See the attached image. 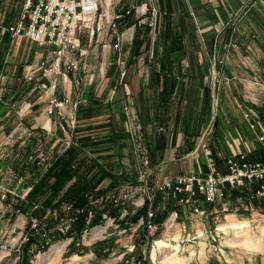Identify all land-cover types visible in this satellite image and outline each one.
I'll use <instances>...</instances> for the list:
<instances>
[{
    "label": "crops",
    "instance_id": "crops-1",
    "mask_svg": "<svg viewBox=\"0 0 264 264\" xmlns=\"http://www.w3.org/2000/svg\"><path fill=\"white\" fill-rule=\"evenodd\" d=\"M144 2L157 12L154 32L128 21L120 24L127 75L121 80L117 68L109 66L110 56H117L110 52L101 56L97 73L82 68L83 102L74 114L66 110L67 118L74 116L67 132L54 127L46 131L44 101L30 84H13L12 56L4 59L0 192L8 191L9 202L27 203V194L37 185L44 189L37 201L54 204L64 195L77 197L93 188L138 180L142 169L153 182L205 174L218 170L216 162L226 156L260 148L241 108L252 101L264 114V0H109L115 12ZM14 41L23 45L27 40ZM207 131L214 165L196 151ZM135 133L146 150V168ZM230 223L251 226L232 215L221 225ZM261 231L264 225L257 237ZM262 239L257 251L240 243L223 244L259 253L226 254L223 264H264V232ZM93 252L84 264H126L121 257L97 261Z\"/></svg>",
    "mask_w": 264,
    "mask_h": 264
},
{
    "label": "built area",
    "instance_id": "built-area-1",
    "mask_svg": "<svg viewBox=\"0 0 264 264\" xmlns=\"http://www.w3.org/2000/svg\"><path fill=\"white\" fill-rule=\"evenodd\" d=\"M111 8L109 0H23L17 21L6 27V32L11 38H22L44 50L39 56V61L28 67L17 80L30 84L33 91L44 101L45 115L49 123V129L46 131L52 132L50 128L54 127V130L67 132L69 126H74V116L67 118L66 110L74 114L82 105L83 82L79 76L82 67L76 56H86L87 50L81 48L79 40L81 33L86 34L90 43L96 36L102 51H113L117 55L114 64L109 62V66L114 65L117 68L122 80L127 75V63L121 56V40L118 34L120 24L134 17V26L146 25L150 33L156 28L157 12L151 9L148 3L120 12L112 11ZM146 19L149 21L145 22ZM215 73L213 70V74ZM26 110L24 109L22 114ZM242 115L249 129L255 132L260 150L264 153V130L261 128L259 113L255 108L245 106ZM134 135L141 166L146 168L148 160L141 136L139 133ZM199 149L207 161L213 163L205 139H201ZM250 155L238 153L226 156L218 171H211L205 175L195 173L180 175L173 179L158 181L154 185L149 181L151 173L142 169L138 178L139 185L133 186L127 182L119 184L112 191L101 193L95 198L90 197L89 206L75 208L71 204L64 205L61 208L63 216L59 218V223L67 230L77 221L78 216L83 215L85 226H90L99 211V225L91 227L89 231L104 227L103 232L95 233L94 239L95 242L104 241L111 236L108 234L109 229L119 228L116 224L118 220L128 213L134 216L138 210L145 208L133 227L140 228L146 240L148 242L151 240L152 247H155L158 233L163 228L171 230L176 224L180 225L178 219L182 218L181 212L184 211L191 219L196 217L198 220H194L196 223L191 226L190 233L181 236L179 244L200 241L206 234L205 223H200L201 218L211 220L213 231L217 233L221 215L236 213L242 208L264 205V160H249ZM7 192L6 190L0 192L1 201L6 198ZM233 192L239 193L241 198L231 201ZM136 194L138 197L133 200ZM157 196L160 198L159 204L162 209H165L167 201L171 199L178 208L167 213L168 215L160 221H157V217L161 212L159 207L154 206ZM207 206L210 209H207ZM112 209L118 210L117 216L109 213ZM31 227L37 230L38 224L35 219L31 220ZM181 229L185 233V227ZM134 248L135 245H132L130 251ZM151 263L156 264L154 261Z\"/></svg>",
    "mask_w": 264,
    "mask_h": 264
},
{
    "label": "rangeland",
    "instance_id": "rangeland-1",
    "mask_svg": "<svg viewBox=\"0 0 264 264\" xmlns=\"http://www.w3.org/2000/svg\"><path fill=\"white\" fill-rule=\"evenodd\" d=\"M22 5L23 0H0V90L2 91V93L0 94V100L3 99L4 96V91L2 90V88H4L5 80H2V78L6 77V75L1 73L4 59L12 56V58L9 59L11 62L9 63V67L11 68V72L12 70L15 72L14 75L11 74L10 77L13 79V84L16 83L19 85H25L26 83H24L22 80L18 81L17 79L23 75V72H25L28 67L35 65L37 61H39L40 54L44 52L43 49L28 41H24L25 43L23 45L16 44V41L12 42L13 38H11L6 32V27L14 24L17 21L22 10ZM138 5H133L132 7ZM148 21L149 19L145 20V22ZM129 22H131L134 26V17L133 19H130ZM135 27L137 29H142L147 26L143 25L141 27ZM79 40L81 48L87 50L86 56H76L77 59H79L81 67L83 69L85 67L86 69L93 70L95 71V73H97V69L99 67V64L101 63V56L105 52L102 51L99 42L96 41V36L90 43L86 34L81 33V35H79ZM18 47L19 50H17ZM127 48L128 45L125 42L123 44V54L127 50ZM110 53L113 54V51H110ZM114 58H116V56H110L108 62L114 64ZM110 67L114 68L115 66L113 65ZM245 106H251L255 108V110L259 113L261 119V128L264 130V119L262 117L264 116V114H262L259 107H257V105L252 101H248L242 106V112ZM242 112L241 118L243 120ZM210 138L211 133L209 134L208 131L205 132V134L201 138L205 139L208 147L210 145ZM209 149L211 151V148ZM199 150L200 149L198 146L196 151ZM246 153L251 154V159L249 160H264V153L262 150H260V148L258 150H252ZM211 155L213 163L210 164L214 165L215 159L212 151ZM222 160H220V162L217 164L219 167L218 170L221 169ZM191 173L202 174L196 172ZM205 174L203 173L202 175ZM150 178L149 181L151 185H154L159 181L158 180L153 182ZM129 183L133 186L140 184L138 180L132 182L130 181ZM120 184H123V182ZM104 189L103 191H98V189H95V191L83 195L84 197H86V202L80 206H75L72 202L65 201L60 204L54 203L48 207L43 206L47 202H43L42 204L41 202L37 201L38 196L40 197L42 195L40 190L44 189H40L39 191L34 192L33 199L29 200L27 203L14 201L9 202V193L7 192L6 198L2 201L0 200V264H84V262L89 258L90 252H93L94 250L95 251L93 253H95L97 261H99L100 259H104L105 262H111L112 258L121 257L123 255L121 258L123 262H126V264H132L138 259L139 262H137V264H152L151 261H154L156 264H169L167 262H162V260L163 257H165L170 251L167 249L159 250L154 246L152 247V244L150 242L151 240L149 242L146 240L142 230H140V228L134 229L133 225H136V221H132L131 214L129 213L128 215H125L124 218L116 222L119 228L117 227L116 229L112 228L108 230V234H111V236L104 241H94V239L96 238L95 233L97 231H99V233L103 232V228L92 232L89 231L91 227L99 225V211L97 213V218L93 220L90 226H85L84 216L81 215L78 216L77 221L72 224L70 228H68L67 230L62 228L63 225L59 223V218L63 216V214H61V208H63L64 205L71 204L75 208L89 206L90 197L95 198L101 193L105 194V192L107 193L110 190L112 191V189ZM95 193L98 194L92 195ZM239 196V193L233 192L230 199L231 201L233 199L236 200L241 198ZM135 197H138V194L134 196L133 200H135ZM159 201L160 198L159 196H157L156 200H154V206H156V208L159 207V212H161V215L157 217V221L165 218V216L168 215L167 213L178 209L173 199L167 201L165 209H162L160 207ZM127 206L128 208H130V204H128ZM6 208H9L10 211H5ZM16 208H19V211L17 210V212H15ZM169 208H171V210L168 211ZM206 208L210 209V207L208 206ZM35 211L40 212L38 213V215H34ZM227 215L235 216L237 219H246L250 222L251 226H248L247 224L237 223L221 225V223L225 222V217ZM181 217L182 218L178 219V223H180V225L176 224L171 230L163 228L158 233L155 239H158L157 241L167 242L168 244L174 246L179 245L180 248L178 247V251L176 252L178 253L180 251V253H178L177 255L182 258L183 264L188 261L189 257H192V259L187 264H223L226 254H259H247L239 248H231L223 244L240 243L243 247L249 249V245H247V243H254L255 245L259 243L260 248H262V236L264 231H261V235L258 237L256 236V234L258 233V227L260 225H264V205H255L252 208L248 209L242 208L236 213H229L225 216L221 215L219 217L217 227L223 226L225 228V231L222 232L215 233L213 231L214 226L212 224V221H207L205 220V218H201L200 223L203 224L204 222L206 228V234L204 235L203 239L194 243H184L183 245L179 244V239L182 235L186 236V234L191 232V226L193 225V223H196L194 222V220H198V218L194 217L193 219H191L184 211L181 212ZM33 219H35L38 224L37 230H34L31 227V220ZM80 219L82 220V228L80 231H77L75 229V226ZM101 225L104 226L103 223ZM233 225H241L243 226V228L234 230L232 234H229L228 229L233 230L231 227ZM183 226L185 227V233L184 230L181 229ZM60 228H62L63 230L60 231ZM125 229H127L126 232H123V230ZM180 229L182 230V233H180ZM85 230L87 231V233H85ZM212 238H214V240ZM247 239L250 240V242H247ZM103 243L104 245L100 247ZM132 245H135V248L130 251V247ZM201 248L203 249L200 258L203 259L202 261L198 258ZM112 252H114V255H111ZM100 263L104 264V262H99V264Z\"/></svg>",
    "mask_w": 264,
    "mask_h": 264
},
{
    "label": "trees",
    "instance_id": "trees-1",
    "mask_svg": "<svg viewBox=\"0 0 264 264\" xmlns=\"http://www.w3.org/2000/svg\"><path fill=\"white\" fill-rule=\"evenodd\" d=\"M129 22V21H128ZM141 29V28H140ZM144 29L145 30H148V28L147 27H144ZM149 31V30H148ZM263 117V119H264V116H262ZM220 161H217L216 163L218 164ZM48 175V174H47ZM46 175V176H47ZM45 176V177H46ZM44 177V178H45ZM43 178V179H44ZM42 181V180H41ZM113 188V186H108V187H106L104 190H109V189H112ZM40 189H42V187L41 186H34L30 191H29V193L27 194V196H26V200L27 201H29V200H32L33 199V194H34V192H36V191H39ZM103 189H98V191H103ZM93 191H95V188H93L90 192H93ZM40 192H41V194H42V190H40ZM91 194V193H90ZM96 194H98V193H95V194H92V195H96ZM86 197H84L83 195H80V196H77V197H68V196H65L64 195V197H63V200L62 201H60V202H57V204H60V203H62V202H65V201H69V202H72L75 206H80V205H83L85 202H86V199H85ZM42 204H43V202H41ZM50 205H52V203H50V202H47V203H45V205H43L44 207H48V206H50ZM16 210H18L19 211V208H16ZM169 210H171V208H169L168 209V211ZM144 211H145V208H142V209H140V210H138L137 212H136V214L134 215V216H131L132 218V221H137V219L144 213ZM40 211H35L34 212V215H38V213H39ZM109 213L112 215V216H117L118 215V210L117 209H112V210H110L109 211ZM81 228H82V220L80 219L78 222H77V225L75 226V229L77 230V231H80L81 230ZM137 262H139V259L138 260H136V261H134L132 264H137ZM123 264H125V263H123ZM212 264H216V263H212Z\"/></svg>",
    "mask_w": 264,
    "mask_h": 264
},
{
    "label": "bare ground",
    "instance_id": "bare-ground-1",
    "mask_svg": "<svg viewBox=\"0 0 264 264\" xmlns=\"http://www.w3.org/2000/svg\"><path fill=\"white\" fill-rule=\"evenodd\" d=\"M231 227L233 230H238V229L243 228V226H241V225L240 226L239 225H233ZM102 228L105 229L104 227H102ZM219 228H218L219 232L225 231V228L223 226H221ZM247 242H250V240L247 239ZM247 245H249V250H251V251H257V250L261 249L259 243L257 245H255L254 243H249V244L247 243ZM155 247L158 248L159 250L167 249L170 251L165 257H163L162 262H167L169 264H183L182 258L177 255L179 252L178 253L176 252V251H178V247L180 248L179 245L174 246V245L168 244L167 242L156 241ZM54 253H56V252H54Z\"/></svg>",
    "mask_w": 264,
    "mask_h": 264
}]
</instances>
